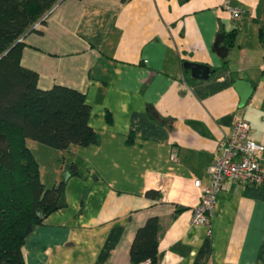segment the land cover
Instances as JSON below:
<instances>
[{
	"label": "crops",
	"instance_id": "1",
	"mask_svg": "<svg viewBox=\"0 0 264 264\" xmlns=\"http://www.w3.org/2000/svg\"><path fill=\"white\" fill-rule=\"evenodd\" d=\"M225 3L241 9L240 19ZM20 40L21 63L37 70L41 88L85 93L100 135L54 148L52 183L68 161L85 176H70L66 206L29 231L26 264H130L135 230L151 215L161 226L160 264H264V186L226 179L210 231L190 221L201 194L194 180L209 183L232 117L242 115L264 144V0H58ZM186 60L207 64L209 77H192ZM237 78L251 83L244 104Z\"/></svg>",
	"mask_w": 264,
	"mask_h": 264
},
{
	"label": "trees",
	"instance_id": "2",
	"mask_svg": "<svg viewBox=\"0 0 264 264\" xmlns=\"http://www.w3.org/2000/svg\"><path fill=\"white\" fill-rule=\"evenodd\" d=\"M57 1L0 0V264H26L22 248L27 225L32 229L43 224L52 211L66 206L67 179L85 176L83 168L68 161L66 174L46 186L28 139L61 150L100 139L89 123L91 105L83 91L64 84L41 88L37 70L21 63V35ZM235 38L233 28L224 34L223 42L231 46ZM146 194L159 192L149 188ZM160 232L157 215L148 216L136 228L130 264H160Z\"/></svg>",
	"mask_w": 264,
	"mask_h": 264
},
{
	"label": "built area",
	"instance_id": "3",
	"mask_svg": "<svg viewBox=\"0 0 264 264\" xmlns=\"http://www.w3.org/2000/svg\"><path fill=\"white\" fill-rule=\"evenodd\" d=\"M225 6L233 19H240V8L228 3ZM37 25L39 21L34 23V26ZM217 150V155L207 166L209 183L202 186L198 178L194 180V184L200 187L201 194L190 221L193 224L207 225L208 231L216 193L224 186L226 179L230 178L241 184L264 186V158L261 156L264 144L252 137L249 122L242 115L235 114L232 117L229 133L221 139ZM171 159H176L175 153L171 155Z\"/></svg>",
	"mask_w": 264,
	"mask_h": 264
},
{
	"label": "rangeland",
	"instance_id": "4",
	"mask_svg": "<svg viewBox=\"0 0 264 264\" xmlns=\"http://www.w3.org/2000/svg\"><path fill=\"white\" fill-rule=\"evenodd\" d=\"M28 145L35 152L40 162L43 176L42 182H44L46 186L52 185V180L58 173L56 170L60 164V156L58 154L59 152H56L57 150H55L58 148H50V146L32 139H28ZM35 145H39V149ZM48 149H51L50 151L52 152L50 153ZM42 150L45 151V153Z\"/></svg>",
	"mask_w": 264,
	"mask_h": 264
},
{
	"label": "water",
	"instance_id": "5",
	"mask_svg": "<svg viewBox=\"0 0 264 264\" xmlns=\"http://www.w3.org/2000/svg\"><path fill=\"white\" fill-rule=\"evenodd\" d=\"M222 37L223 35L219 34L216 38L215 46L217 48V51H222L226 49V45H219V43L222 40ZM183 64L186 68L190 69L191 76L195 78L197 77L198 78H208L211 73V69L209 68L207 64H203V63H199L195 61H189V60L184 61ZM234 85L237 86V88L240 89L241 91L240 104H244V102L247 100V98L249 97L251 93V90H252L251 83L247 80L237 78L234 81ZM30 230H31V225L28 224L25 232L29 233Z\"/></svg>",
	"mask_w": 264,
	"mask_h": 264
}]
</instances>
